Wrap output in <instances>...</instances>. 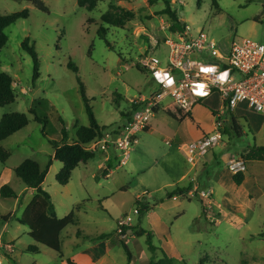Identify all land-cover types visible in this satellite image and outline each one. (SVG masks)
<instances>
[{"label": "rangeland", "instance_id": "374dc122", "mask_svg": "<svg viewBox=\"0 0 264 264\" xmlns=\"http://www.w3.org/2000/svg\"><path fill=\"white\" fill-rule=\"evenodd\" d=\"M43 1L48 12L29 0H0V14L30 11L28 18L6 29L9 39L0 51V71L12 74L17 95L13 103L0 106V120L11 112L26 113L30 118L26 127L2 142L10 157L6 163L0 161V187L11 186L22 202L0 194V237L13 242L15 249L14 256L0 250L1 264H69V258L74 264H84L80 254L94 245L96 250L85 255L106 252L103 264H127L116 228L126 214L134 217L132 228L138 224L139 215L133 213L138 194L151 205L141 225L152 231L157 251L153 254L147 236H137L133 230L124 237L133 264H151L153 256L156 260L162 256V250L175 264H264V170L258 169V161L248 160L246 173L250 179L244 186L237 185L223 156H244L249 146L264 145V114L241 107L229 115L222 142L204 156L207 168L199 163L191 173L194 181L178 183L190 185V189L196 183L198 190L194 195L187 191L167 199L166 193L176 185H167L170 178L160 172L174 165L192 166L184 149L179 150L180 142L169 136L175 128L170 123L180 125L163 110L172 104L171 98L163 101L151 119L164 133H140L129 159L117 162L110 176L100 174L98 179L94 174L103 160L97 150L89 161L92 175L89 172L83 176V166L77 167L70 182L61 185L56 175L63 163L53 159L42 186L51 194L57 215L64 217L74 211L75 221L61 233L63 254L29 236L28 226L18 217L31 201L32 188L15 174V168L26 158L45 168L55 150L52 141L63 139V127L72 142L78 126L89 124L78 78L85 85L99 124L116 128L129 117L132 99L158 85L143 60L156 57L169 62L170 47L165 40L175 37L171 32L173 20L164 13L166 0H97L93 9L80 6L78 0ZM169 1L181 26L186 23L195 31L202 29L219 45L229 46L239 38L264 42V0H218L219 8L212 0ZM108 11L115 13L114 21L121 24L104 23L102 15ZM101 25L107 29L110 46L98 34ZM27 37L40 59V77L35 82L32 57L22 47ZM70 60L78 66V73L68 67ZM200 105L217 110L221 100L215 95ZM195 114L198 119L189 120V128L206 130L211 123L208 115L199 110ZM233 116L240 134L231 127ZM170 140L172 145L167 143ZM144 190L150 194H144ZM202 190H212V204L201 196ZM101 234L108 236L96 239ZM31 244L38 245L39 252L27 251Z\"/></svg>", "mask_w": 264, "mask_h": 264}, {"label": "built area", "instance_id": "2783aa9c", "mask_svg": "<svg viewBox=\"0 0 264 264\" xmlns=\"http://www.w3.org/2000/svg\"><path fill=\"white\" fill-rule=\"evenodd\" d=\"M171 32L175 37L165 40L170 47L169 62L163 63L156 57L143 60L158 88L132 99V104L138 108L132 110L130 118L94 138L87 144L90 150L113 151L117 162L125 163L130 150L139 143L140 133L149 128L152 117L165 99L171 98L172 104L192 112L204 99L217 93L221 105L213 113V130L182 145L188 161L196 167L222 142L229 115L241 107L264 114V42L239 38L229 46H223L204 30L195 31L186 23ZM167 143L171 145V142ZM247 162L241 155L228 159L226 165L232 174L246 173ZM198 188L195 184L187 193L194 195ZM212 193V190L200 191L209 204L213 203ZM133 213L140 215L138 205ZM133 221L130 214L118 220L116 231L120 238L132 232ZM0 250L10 254L14 245L0 237ZM1 261L0 255V264Z\"/></svg>", "mask_w": 264, "mask_h": 264}, {"label": "trees", "instance_id": "16d2710c", "mask_svg": "<svg viewBox=\"0 0 264 264\" xmlns=\"http://www.w3.org/2000/svg\"><path fill=\"white\" fill-rule=\"evenodd\" d=\"M37 8L42 11L48 12L49 9L43 0H29ZM213 5L219 8L218 0H212ZM80 6L93 9L97 4V0H78ZM88 3V5H87ZM167 7L164 9V13H168L173 20L172 30L180 29L181 21L177 16V13L170 8V1L166 0ZM115 13L108 11L102 15V21L109 24H121L120 21H114ZM30 15L28 9L18 11L12 14H0V51L6 46L8 42V35L6 29L15 23L19 19H26ZM98 34L107 40V44L110 46L109 40L107 39V29L101 25L98 28ZM22 47L26 50L33 60V81L35 82L40 77V59L38 51L34 43H31L30 38L27 37L22 42ZM68 67L75 72H79L78 66L70 60ZM80 84V90L82 93V98L86 106V112L89 116V124L78 126L76 132V138L70 142L68 137V131L64 126L62 129L63 139L61 141H52L54 145V153L49 160L45 168L40 166V163L32 158L24 159L16 168L15 174L22 179V181L32 189H35L37 193L33 196L31 201L25 207L22 215L18 217V221L29 228V236H31L35 242L43 244L59 254L62 253V241L61 233L70 224L75 221V212L72 211L64 217H59L56 212V206L52 199L51 194L45 190L42 186L46 175L52 165L53 159L59 160L63 163L62 168L56 175V180L61 185H67L70 182L72 173L75 168H77L82 162H87L96 155V151L90 150L87 144L91 142L94 138L101 136L102 133L110 128L106 126H101L95 116L93 107L90 103V99L86 95V88L84 83L78 78ZM218 94L214 93L212 96ZM16 89L14 86V77L12 74L6 71H0V106H5L13 103L16 100ZM205 99L203 103H205ZM138 108L136 104H132V109L129 113L130 118L132 110ZM164 112L172 117L173 119L181 122L186 118H192L191 112H186L184 109L179 107L177 104H169L163 108ZM34 112V109L30 110ZM213 113L216 109L212 110ZM158 112V111H157ZM36 119L42 121V118L36 116ZM233 121L231 127L237 134L241 133V128L237 119L233 116ZM30 123V118L26 113L22 112H11L4 114L0 120V161L6 163L10 157V152L2 146V142L10 137L12 134L18 132L22 128L26 127ZM148 130V129H147ZM146 130V131H147ZM226 131V129H225ZM244 154L247 160H264V145L249 146ZM109 167V166H108ZM105 169V173L107 170ZM245 179L244 173L233 174V180L237 185H241ZM190 190V185L187 187H176L172 191L166 193V198L171 199L177 195H184ZM0 194L3 197H13L16 196L15 190L8 184H4L0 187ZM163 201V199H161ZM136 205L140 207V215L138 218V224L132 228L137 236H147V244L150 250L155 254L157 251V246L153 243V233L152 231L145 229L141 226V221L144 215L150 210L151 205L146 200H141L140 197L136 198ZM80 205H78L79 207ZM107 234H101L96 239L106 238ZM118 242L124 248L127 255V264H133V254L125 238H119ZM29 252H39V246L31 244L26 248ZM162 256L156 260L153 256L151 264H175L174 259L162 250ZM8 256L10 254H7ZM16 262V261H15ZM71 262V261H70ZM70 264H73L72 262Z\"/></svg>", "mask_w": 264, "mask_h": 264}, {"label": "crops", "instance_id": "0c3cea01", "mask_svg": "<svg viewBox=\"0 0 264 264\" xmlns=\"http://www.w3.org/2000/svg\"><path fill=\"white\" fill-rule=\"evenodd\" d=\"M158 88V85L154 88V89H157ZM211 97V96H210ZM210 97H208V98H206V100H208V99H210ZM160 110V109H159ZM158 110V111H159ZM195 110H199L200 112H203V115L204 114H206V115H208V119L210 120V124L208 125V128H206V130L205 129H201V131L199 132V131H194V129L193 128H189V125H188V122H189V120H193V119H198L197 117V115L195 114ZM191 114H192V118H190V117H188V118H186L185 120H183V121H181V122H179V121H177V120H175V119H173V120H175L176 122H178V124H180V125H174V121H173V123L171 122L170 123V125H172V126H174L175 128H174V131L169 135L171 138H174V140H178V142H180V144L178 145V148H179V150H181V149H183L182 148V145L183 144H185V143H187V142H190V141H193V140H196V139H199V138H201L204 134H206V133H208V132H210V131H212L213 130V111L209 108V107H207V106H204V105H200V104H198L195 108H194V110L191 112ZM202 115V116H203ZM124 123V122H123ZM183 127V128H182ZM147 131H149V132H160V134L162 135L163 133H161V131H159V129H158V127H157V124H153L152 122L150 123V126H149V128H148V130ZM169 137V138H170ZM171 141V140H170ZM173 143H172V141H171V145H172ZM141 147V146H140ZM139 147V148H140ZM102 152V156H103V160H102V163L101 164H99V169H98V171L95 173L94 172V174L96 175V177L99 179L100 178V174H102V175H105L106 177H108V176H110L112 173H113V167L116 165V163H117V156H116V154L113 152V151H110V152H103V151H101ZM138 154V153H137ZM236 155L237 154H230V153H225L223 156H224V159H225V163H226V161L228 160V159H230V158H232V157H236ZM90 161V160H89ZM89 161H87V162H82L79 166H78V168L79 167H81V166H83V167H81V172H82V174H83V176H85V175H88L89 174V172H90V174L92 175V173H91V170H92V167L89 165ZM252 161H258L257 163H256V165L259 167L258 169H261V170H264V160H252ZM134 163V162H133ZM133 163L131 164V165H133ZM207 165H208V161H207V159H205V157H204V159H203V161H202V168L203 169H206L207 168ZM109 166V167H108ZM227 166V165H226ZM195 166L194 165H192L191 167H188V166H186L185 164H182V165H177V166H175L174 165V167H171V168H169V169H165V170H162L160 173L163 175V176H168L169 178H170V182H168L167 183V185H170V186H174V185H176L175 186V188L176 187H178L179 185H178V183H180V182H182V181H184V180H186V179H190L191 180V182L192 181H194L195 179H196V177H191V173H192V171H193V169H195L194 168ZM197 167V166H196ZM106 168H109L108 170H107V173H105V169ZM76 169V168H75ZM74 169V170H75ZM197 172H198V170H197ZM263 173H264V171H263ZM245 174V179H244V181L242 182V184L240 185V186H244L248 181H249V179H250V175H249V173H244ZM233 175V174H232ZM262 179H263V177H262ZM2 182V181H1ZM0 182V183H1ZM190 182V181H189ZM196 184V183H195ZM194 184V185H195ZM197 185V184H196ZM180 187H187V185H183V186H180ZM174 188V189H175ZM173 189V190H174ZM172 191V190H171ZM146 192V190H144L143 191V193L144 194H150V192H147V193H145ZM31 193H32V195L34 196L36 193H37V191L35 190V189H32V191H31ZM33 196H32V198H33ZM141 196V194H138L136 197L138 198V197H140ZM177 196H175L174 198H176ZM15 198H16V200H19V204H21V202H22V200L21 199H18V194H16V196H15ZM31 198V199H32ZM28 204H26L25 205V207L27 206ZM80 206L78 207V208H80L81 207V204H79ZM25 207H24V209H25ZM142 226V225H141ZM80 231V230H79ZM78 231V232H79ZM79 235V234H78ZM7 242H11V241H7ZM12 244H13V242H11ZM14 245V244H13ZM111 245H110V243L108 244V247H110ZM96 247H97V245H94V246H92V247H89V249H86V250H84V253H81L80 254V258H81V261L84 263V264H103V263H106V252L105 253H103V254H91V256L90 255H85V252H87V251H95L96 250ZM15 250V249H14ZM14 250L12 251V253H13V256L15 255L14 254ZM11 253V254H12ZM63 254V253H62ZM61 257H63V255H61ZM69 261H71L73 264H74V260H72V259H68L67 260V262L69 263ZM63 262H65L64 260H63ZM70 264V263H69Z\"/></svg>", "mask_w": 264, "mask_h": 264}]
</instances>
